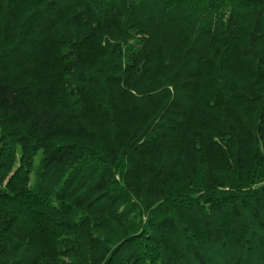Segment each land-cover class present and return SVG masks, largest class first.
<instances>
[{
  "label": "trees",
  "instance_id": "16d2710c",
  "mask_svg": "<svg viewBox=\"0 0 264 264\" xmlns=\"http://www.w3.org/2000/svg\"><path fill=\"white\" fill-rule=\"evenodd\" d=\"M0 264H264V0H0Z\"/></svg>",
  "mask_w": 264,
  "mask_h": 264
}]
</instances>
